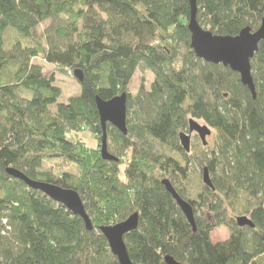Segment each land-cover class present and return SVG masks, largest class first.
I'll use <instances>...</instances> for the list:
<instances>
[{
    "label": "trees",
    "instance_id": "obj_1",
    "mask_svg": "<svg viewBox=\"0 0 264 264\" xmlns=\"http://www.w3.org/2000/svg\"><path fill=\"white\" fill-rule=\"evenodd\" d=\"M194 2L197 23L216 36L256 31L264 18V0ZM189 18L190 0H0V73L13 67L0 82V264H119L99 229L135 213L137 229L124 237L133 264H165L166 256L179 264H264V40L250 61L253 98L229 68L196 58ZM8 29L20 37L9 46ZM39 57L65 77L80 72V95L59 103L55 75L31 62ZM137 70L152 82L132 96ZM123 93L127 135L107 125L108 152L118 161H104L99 146L88 149L70 134L88 128L100 142L95 98ZM190 119L213 131L212 146L196 139L182 150L178 137ZM71 164L76 173L62 170ZM8 168L78 193L92 231ZM203 168L214 190L202 184ZM164 179L193 207L196 231ZM239 214L254 228H239L230 216ZM221 225L229 237L213 243Z\"/></svg>",
    "mask_w": 264,
    "mask_h": 264
},
{
    "label": "water",
    "instance_id": "obj_2",
    "mask_svg": "<svg viewBox=\"0 0 264 264\" xmlns=\"http://www.w3.org/2000/svg\"><path fill=\"white\" fill-rule=\"evenodd\" d=\"M196 13L197 9L195 2L194 0H190L188 29L191 34L190 48L194 55L206 63L222 65L237 73L240 83L251 92L253 97H255L250 61L257 53L260 42L264 40V18L261 20L260 26L256 31H252L247 27L241 30L235 37H223L216 36L209 31L203 30L196 21ZM74 75L80 82L82 81V74L80 72L76 71ZM95 106L102 132L100 141L101 158L106 161L117 162L118 159L108 152L106 128L109 124L121 134L127 135V94L123 93L109 101H103L96 97ZM188 125L189 132H195L201 140V143L204 146L207 145L206 137L210 136V129L205 125H199L193 119L188 121ZM179 143L185 153L190 152V135L180 133ZM6 173L14 179L23 181L29 188L40 191L55 203L64 206L70 213L77 215L83 220L85 229L88 232L92 231L93 227L91 220L78 193L45 182L29 180L25 175L11 168H8ZM202 173V182L204 185L213 189L208 169L203 168ZM161 182L167 192L171 194L174 201H176L187 223L191 226L193 231H196L192 206L176 194L167 179ZM138 219L139 215L135 213L114 227L100 228L111 254L116 257L119 264H133L129 258L124 237L137 229ZM236 224L239 228H254L253 223L247 217H238L236 219ZM164 262L165 264H179L169 256L164 258Z\"/></svg>",
    "mask_w": 264,
    "mask_h": 264
},
{
    "label": "rangeland",
    "instance_id": "obj_3",
    "mask_svg": "<svg viewBox=\"0 0 264 264\" xmlns=\"http://www.w3.org/2000/svg\"><path fill=\"white\" fill-rule=\"evenodd\" d=\"M48 25H49V21L45 22L44 24L39 25L37 28L38 33L41 34ZM16 38H20V37L12 29H8L6 31V43L8 46L11 43H13V41ZM22 42L25 45H28L27 41H25L24 39H22ZM31 62L32 64L40 66L43 69V73L45 75L47 76H50L52 74L55 75V84L61 89V93H62L59 103H67L69 99L80 95L81 89L75 79L61 75L57 70H55L54 66L48 65L46 62L43 61L41 57L32 59ZM12 68L13 67L10 66L4 72L0 73V82L9 81ZM151 82H152V75L150 72L137 70L129 85V93L132 96L135 95L138 89L140 88L141 84H144V87L148 89ZM51 111L54 113L56 111V106H52ZM198 123L201 125H204L201 122H198ZM70 139H72L75 142H79L80 144H82L88 149H98V146L100 145V142H98L97 138L89 131L88 128L83 129L78 134H70ZM196 139L198 138L191 139V147L194 144H196ZM214 140H215V134L213 133V131H211L210 136L206 138V141L209 147L212 146ZM48 166H50V164H45V167H48ZM62 170L63 171L66 170L70 173H76L77 171L76 167L72 164L64 167ZM198 173H199L198 168H195L194 166L190 168L189 181H190V185L193 188H197L199 185L197 181ZM200 188L202 189V187ZM190 193L192 194L193 192L191 191ZM196 213H197V216L201 215L200 211H197ZM230 216L231 218H235V217L247 216V215L239 214V215H230ZM228 236H229V231L225 225H221L218 228H215L213 232L211 233L213 243L225 241L228 238Z\"/></svg>",
    "mask_w": 264,
    "mask_h": 264
},
{
    "label": "flooded vegetation",
    "instance_id": "obj_4",
    "mask_svg": "<svg viewBox=\"0 0 264 264\" xmlns=\"http://www.w3.org/2000/svg\"><path fill=\"white\" fill-rule=\"evenodd\" d=\"M199 124V123H198ZM199 125H201V124H199ZM202 126V125H201ZM206 126V125H205ZM209 128V127H208ZM210 129V128H209ZM211 131V130H210ZM181 133H185V134H187V135H190V140L193 138H198L199 139V137H198V135L195 133V132H192V133H190L189 132V125H188V128L187 129H185V131H183V132H181ZM180 135V134H179ZM179 138V137H178ZM207 138V137H206ZM179 140V139H178ZM199 141H200V143H201V140L199 139ZM207 142V141H206ZM180 144V143H179ZM191 145V144H190ZM203 145V144H202ZM208 145V144H207ZM207 145H205V146H207ZM204 146V145H203ZM191 150V149H190ZM202 175H203V173H202ZM209 178H210V180L212 181V179H211V176L209 175ZM172 186V185H171ZM176 202V201H175ZM177 204V203H176ZM190 204V203H189ZM191 205V204H190ZM177 207H178V205H177ZM179 208V207H178ZM193 208V207H192ZM179 210H180V208H179ZM196 210V212H197V209H195ZM181 211V210H180ZM181 213H182V211H181ZM193 213H194V217H195V211H194V209H193ZM138 214V213H137ZM139 215V214H138ZM182 215L184 216V214L182 213ZM196 216H197V213H196ZM197 217H199V215L197 216ZM240 217H247V216H240ZM184 218H185V216H184ZM238 217H235V218H232L233 219V221L235 222V224H236V219H237ZM250 221H251V219L249 218V217H247ZM237 225V224H236ZM245 228V227H244ZM228 231H229V228H228ZM229 237V236H228ZM218 243V242H217Z\"/></svg>",
    "mask_w": 264,
    "mask_h": 264
},
{
    "label": "bare ground",
    "instance_id": "obj_5",
    "mask_svg": "<svg viewBox=\"0 0 264 264\" xmlns=\"http://www.w3.org/2000/svg\"><path fill=\"white\" fill-rule=\"evenodd\" d=\"M197 58V57H196ZM199 59V58H198ZM202 60V59H201ZM203 61V60H202ZM203 62H205V61H203ZM206 63V62H205ZM210 64V63H209ZM224 67V66H223ZM226 68H228V67H226ZM232 71V70H231ZM233 72V71H232ZM235 73V72H234ZM251 73H252V68H251ZM237 74V73H236ZM238 75V74H237ZM252 75V74H251ZM74 77H75V75H74ZM75 79L77 80V81H79L76 77H75ZM80 82V81H79ZM251 93V92H250ZM254 98V97H253ZM70 134V133H69ZM181 147V146H180ZM99 150H100V145H99ZM183 150V149H182ZM104 161H106V160H104ZM110 162V161H109ZM203 183V182H202ZM203 185H204V183H203ZM174 189V188H173ZM209 189H212V188H209ZM212 190H214V188L212 189ZM174 191H175V189H174ZM176 192V191H175ZM176 194H178L177 192H176ZM134 215V214H133ZM132 216V215H131ZM130 216V217H131ZM129 218V217H128ZM127 218V219H128ZM117 225V224H116ZM116 225H113L112 227H114V226H116ZM109 227H111V226H109ZM103 228V227H102ZM99 231H100V229H99ZM101 232V231H100ZM102 234V233H101Z\"/></svg>",
    "mask_w": 264,
    "mask_h": 264
}]
</instances>
